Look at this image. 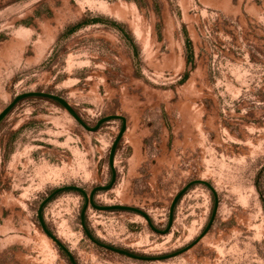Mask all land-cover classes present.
Returning <instances> with one entry per match:
<instances>
[{
	"label": "rangeland",
	"instance_id": "rangeland-1",
	"mask_svg": "<svg viewBox=\"0 0 264 264\" xmlns=\"http://www.w3.org/2000/svg\"><path fill=\"white\" fill-rule=\"evenodd\" d=\"M138 29V30H137ZM140 31V32H139ZM188 41L190 43L188 44ZM0 264H264V0H0ZM73 258H71L70 257Z\"/></svg>",
	"mask_w": 264,
	"mask_h": 264
},
{
	"label": "water",
	"instance_id": "water-1",
	"mask_svg": "<svg viewBox=\"0 0 264 264\" xmlns=\"http://www.w3.org/2000/svg\"><path fill=\"white\" fill-rule=\"evenodd\" d=\"M31 97H41V98H46V99H50V100H54L56 102H58L61 106H63L69 113L71 116H73L76 121L78 123H80L85 129H87L88 131H91V132H97L101 129V127L105 124V123H108L110 121H113V120H122L123 122V126H122V129L120 131V134L119 136L117 137V139L115 140L114 144H113V147H112V150H111V155H110V166L113 170V179H112V182L110 183V185L106 186V187H98L96 189L93 190V192L91 193L90 197H88L87 193L78 188V187H66V188H62V189H59L57 191H55L50 197H48L44 203L42 204V207H41V211H40V214H39V217H40V221H41V224L43 226V229L45 231V233L50 236L51 238H53L65 251H67L69 253V251L63 246V244L47 229L44 221H43V217H42V209L43 207L49 203L57 194H59L60 192L62 191H65V190H77V191H80L82 192L84 195H85V198H86V205L83 209V212H82V224H83V227L87 233V235L95 242L97 243L98 245L104 247V248H107V249H110L114 252H117L119 254H123V255H127L131 258H134V259H137V260H143V261H160V260H168V259H171V258H174V257H177L185 252H187L188 250H190L192 247H194L197 243H199L201 241V239L203 237H205L208 232L210 231V229L212 228L213 226V223L216 219V216H217V212H218V202H216V206H215V209H214V212H213V215H212V218L210 220V223L209 225L207 226L206 230L204 231L203 235L201 236L200 239H198L195 243H193L192 245H190L189 247L179 251V252H176L174 254H171V255H168V256H162V257H146V256H139V255H136V254H133L131 252H128V251H125V250H122V249H117L115 247H112V246H108V245H104V244H101L99 243L98 241H96L94 239V237L92 236V234L88 231V229L86 228V225H85V213L87 211V208L89 207V205H92L94 208L98 209V210H101V211H113V210H122V211H132V212H136V213H139L140 215L144 216L147 221L149 222V225L151 226V228L159 233H162L164 235L168 234L171 230H172V227H173V223H174V212H175V209H176V206L178 204V202L182 199V197L187 193V191L194 185L196 184H205L206 186H208L212 191L213 193H215V189L207 182H204V181H194V182H191L190 184H188L178 195L177 197L174 199L173 201V204H172V207H171V210H170V221H169V225H168V228L164 231H160L158 229H156L152 223V220L151 218L142 210L138 209V208H133V207H127V206H122V205H117V206H109V207H106V206H99L95 203V195L98 191L100 190H110L113 188V186L115 185L116 183V177H117V174H116V171H115V156H116V152H117V149H118V146L120 144V142L122 141L126 131H127V119L125 117H122V116H119V115H112V116H108V117H105L103 119H101L98 124L95 126V127H89V125H87L83 119L79 116V114L77 113V111L67 102V100H65L63 97H60V96H57V95H54V94H49V93H43V92H31V93H25V94H22V95H19L1 114H0V124L5 120V118L13 111V109L16 107V105L23 101L24 99H27V98H31ZM216 194V193H215ZM70 254V253H69ZM71 257V255H70ZM72 258V257H71ZM73 259V258H72Z\"/></svg>",
	"mask_w": 264,
	"mask_h": 264
},
{
	"label": "trees",
	"instance_id": "trees-1",
	"mask_svg": "<svg viewBox=\"0 0 264 264\" xmlns=\"http://www.w3.org/2000/svg\"><path fill=\"white\" fill-rule=\"evenodd\" d=\"M190 43V41H188V44Z\"/></svg>",
	"mask_w": 264,
	"mask_h": 264
},
{
	"label": "bare ground",
	"instance_id": "bare-ground-1",
	"mask_svg": "<svg viewBox=\"0 0 264 264\" xmlns=\"http://www.w3.org/2000/svg\"><path fill=\"white\" fill-rule=\"evenodd\" d=\"M138 30V29H137ZM140 32V31H139Z\"/></svg>",
	"mask_w": 264,
	"mask_h": 264
},
{
	"label": "crops",
	"instance_id": "crops-1",
	"mask_svg": "<svg viewBox=\"0 0 264 264\" xmlns=\"http://www.w3.org/2000/svg\"><path fill=\"white\" fill-rule=\"evenodd\" d=\"M127 132V131H126Z\"/></svg>",
	"mask_w": 264,
	"mask_h": 264
}]
</instances>
